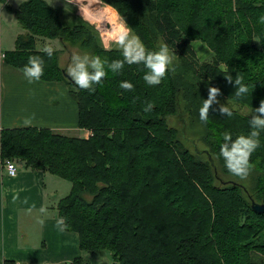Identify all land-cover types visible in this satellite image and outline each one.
Here are the masks:
<instances>
[{"label":"trees","instance_id":"trees-1","mask_svg":"<svg viewBox=\"0 0 264 264\" xmlns=\"http://www.w3.org/2000/svg\"><path fill=\"white\" fill-rule=\"evenodd\" d=\"M104 3L147 50L167 44L177 60L162 83L147 85L143 64H125L118 74L108 71L95 91L80 89L64 78L56 51L49 58L34 49V37L68 41L109 62L122 60V50L104 48L93 25L81 18L63 24L44 0L6 6L23 31L2 60L22 71L30 56H40V80L64 81L77 106V127L90 132L83 138L47 128H0V161L20 160L67 180L70 189L57 200L56 214L66 218L80 250H107L109 264H255L249 253L264 255V211L252 210L250 203L264 204V130L248 184L226 169L219 152L224 132L235 139L252 131L253 114L242 107L253 112L264 100V0ZM193 42L209 50L206 59L197 58ZM237 74L249 87L241 97L225 79L231 75L234 81ZM121 81H130L134 90L121 89ZM209 87L219 88L217 98L232 104L227 105L231 117L213 104L207 123L200 120ZM146 102L153 104L151 111L144 112ZM180 104L202 124L205 159L194 154V145V153L184 147L166 123ZM216 168L231 177L221 182ZM70 262L84 264L79 256ZM2 264L15 263L3 259Z\"/></svg>","mask_w":264,"mask_h":264},{"label":"crops","instance_id":"crops-1","mask_svg":"<svg viewBox=\"0 0 264 264\" xmlns=\"http://www.w3.org/2000/svg\"><path fill=\"white\" fill-rule=\"evenodd\" d=\"M22 1H0V128H47L54 133L85 138L90 131L77 127V106L64 81L29 83L20 69L2 60V52L12 50L16 35L23 31L6 6L16 8ZM44 1L54 8L63 24L75 21L76 17L82 19L75 4L67 5L66 0ZM93 9H97L95 5ZM112 12L115 13L113 9ZM4 19L7 25L2 24ZM45 45L53 47L57 59L67 51L58 38L34 37L35 50L42 51ZM29 119L31 123L26 125L25 120ZM14 164L16 171L12 175L0 166V264L3 259L15 264H62L78 256L84 261L76 233L56 228L55 204L68 187L51 173L25 167L20 160H14ZM59 188L62 190L57 191ZM42 207L46 212L41 213ZM249 259L264 264V255L257 251H250Z\"/></svg>","mask_w":264,"mask_h":264},{"label":"clouds","instance_id":"clouds-1","mask_svg":"<svg viewBox=\"0 0 264 264\" xmlns=\"http://www.w3.org/2000/svg\"><path fill=\"white\" fill-rule=\"evenodd\" d=\"M67 5H77L82 15V20L88 23L96 24L101 30V39L105 47L110 42H115L122 50V60H112L109 62L106 58L102 59L99 55L89 56L88 54H73L71 63L66 69V75L71 82L80 89L95 91L94 85H100L107 76L108 71L120 73L125 64L131 66L133 64H143L147 71L143 79L149 86H158L162 83L169 66L172 64L173 55L170 54L167 44H161L156 51L147 50L139 36L132 35L130 28L127 27L125 21L117 24L115 21V13L112 7L104 0H66ZM93 5H100V8L93 9ZM111 13V18L109 16ZM107 22L110 29L101 28L102 22ZM260 22L264 23V16L260 17ZM49 58L53 55V47L45 45L42 49ZM25 78L29 83L38 81L44 74V60L40 56H30L27 64L22 69ZM229 84H234L236 90L234 95L241 97L246 95L249 87L243 83L241 75L237 74L235 80L228 75L225 77ZM119 87L125 91H133L134 85L130 81H121ZM208 98L203 100V106L199 109L200 120L207 123L209 118V110L213 104H218L217 97L221 95V91L217 87L208 88ZM153 104L146 102L144 112L151 111ZM220 115L231 117L233 112L228 106L220 105L218 109ZM264 100L260 101L259 107L253 109L252 118L249 121L252 131L247 135H240L233 139L230 132L222 134L223 143L220 144V157L223 158L226 169L234 176L246 179L250 174L254 165L251 163L252 154L260 147V131L264 130ZM31 120H25V124H30ZM9 169L13 167L10 163ZM26 202V201H25ZM29 212L32 211L30 208ZM41 213L46 212L45 208L40 209ZM41 224L43 220L39 221ZM56 228L64 232L68 225L65 217H59L56 220ZM68 264H71L69 261Z\"/></svg>","mask_w":264,"mask_h":264},{"label":"rangeland","instance_id":"rangeland-1","mask_svg":"<svg viewBox=\"0 0 264 264\" xmlns=\"http://www.w3.org/2000/svg\"><path fill=\"white\" fill-rule=\"evenodd\" d=\"M6 9V8H5ZM115 21L117 24L122 23V21H120V18L118 17V15L115 12ZM13 23L16 24V21H13ZM105 23H107L105 21ZM3 25H7V21L4 19V22L2 23ZM12 24V22H11ZM92 24V23H90ZM94 26H97L96 24H92ZM102 25V24H101ZM98 27H95L96 29V33L97 36L100 40V43L102 46H104L102 39H101V34L99 32V30L97 29ZM3 32H5V27H3ZM8 35H10V31L7 32ZM65 46L67 51L65 50L64 55H60L57 59V64L59 65L60 68L64 69V72L66 73V69L68 67V65L71 63V57L73 54H80V55H84V54H88L89 56H92V51L91 49H85V48H81L75 44H71L68 41H64ZM36 47H37V43H36ZM116 48V49H121L115 42H110L108 47L104 48ZM192 47L194 48L195 51V55L197 56V58L199 60H203L206 59L207 56L209 55V50L207 48H203V46L197 42H193ZM177 59H175L173 57V62H175ZM63 74V73H62ZM67 81L68 79L66 77H64ZM217 100L219 101V105H232L230 102H227L225 100H221L219 98H217ZM243 112L244 113H250L253 114V112H249L250 110L248 108H243ZM166 123L173 127L176 130V136L179 139V141L183 144L184 147H186L190 152L194 153L193 150V146H195L196 150L198 152H195L194 154L198 155L200 159H205V153H203L202 151L204 149H207L206 146L204 145V143L201 141L200 137L201 135L204 134V131H202V124L201 122H199L195 116L189 115L185 110L184 107L182 106V104H180L177 108V111L175 114L169 115L167 116L166 119ZM54 133V132H53ZM89 133V132H88ZM89 134H87L88 136ZM202 152V153H200ZM212 160H214L213 157H211ZM215 164V161H213V165ZM216 173H220L219 170L216 168ZM221 174V173H220ZM53 178H56L57 180H60L58 182H63V184H65V186L68 187V190H66V188L63 190L65 191L64 193H68L69 189H70V183L65 180V179H61L59 177H56L54 175ZM231 175H224L221 174L220 178H222L221 182H224L225 180H227L228 178H230ZM243 183L248 184V180L247 179H243ZM217 185H222L224 183H221L218 180L214 181ZM49 186V183H48ZM60 189L62 190V188H59L57 191H60ZM63 193V192H61ZM62 194L65 195V194ZM61 198V197H60ZM84 253V261H82L84 264H109L111 262L110 259V254L107 250H98V251H83Z\"/></svg>","mask_w":264,"mask_h":264},{"label":"built area","instance_id":"built-area-1","mask_svg":"<svg viewBox=\"0 0 264 264\" xmlns=\"http://www.w3.org/2000/svg\"><path fill=\"white\" fill-rule=\"evenodd\" d=\"M95 6H96L97 9L100 8V5H95ZM115 17H116V16H115ZM91 25H92V24H91ZM93 27L95 28V27H98V26H94V25H93ZM102 27H104V28H102ZM101 28H102V29H105V30H108V29H110V25H108V24L105 23V22H102ZM97 29L99 30V32H100V34H101V30H100V28H97ZM103 47H104V46H103ZM10 163L13 165V167H12L11 169H9V167H8V165H9ZM0 166H2V167L6 170L7 174H10V175L14 174L15 171H16V166H15V164H14V161L11 160V159H3V160H1V161H0ZM114 264H115V263H114Z\"/></svg>","mask_w":264,"mask_h":264},{"label":"water","instance_id":"water-1","mask_svg":"<svg viewBox=\"0 0 264 264\" xmlns=\"http://www.w3.org/2000/svg\"><path fill=\"white\" fill-rule=\"evenodd\" d=\"M64 76L69 80L70 78L67 77V75L64 73ZM250 207L252 210L256 211V212H262L264 211V204L262 203H255V202H251L250 203Z\"/></svg>","mask_w":264,"mask_h":264}]
</instances>
